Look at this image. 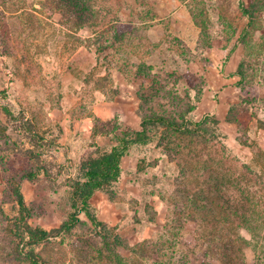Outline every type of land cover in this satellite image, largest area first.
I'll list each match as a JSON object with an SVG mask.
<instances>
[{
	"label": "rangeland",
	"instance_id": "obj_1",
	"mask_svg": "<svg viewBox=\"0 0 264 264\" xmlns=\"http://www.w3.org/2000/svg\"><path fill=\"white\" fill-rule=\"evenodd\" d=\"M171 19L195 22L199 52L220 71L148 69L168 53L187 62L182 43L150 35L159 23L141 25ZM151 115L188 131L151 126L91 200V222L73 198L80 165ZM263 157L264 0H0V264H29L26 223L51 232L72 215L73 230L36 247L45 264H221L208 235L222 223L203 220L212 213L247 240L246 264H264V230H239L237 188L223 179Z\"/></svg>",
	"mask_w": 264,
	"mask_h": 264
},
{
	"label": "trees",
	"instance_id": "obj_2",
	"mask_svg": "<svg viewBox=\"0 0 264 264\" xmlns=\"http://www.w3.org/2000/svg\"><path fill=\"white\" fill-rule=\"evenodd\" d=\"M240 6L242 12L249 18L250 25L254 20L252 11L243 3ZM2 94L7 98L6 92ZM3 109L5 114L11 120L20 123L22 130L37 140V143L40 144L45 141L34 130L33 124L26 117L25 113L20 112L15 115L9 103L5 104ZM151 126H159L177 133H183L188 131L189 124L186 122L179 123L160 115L144 117L140 129L133 130L131 133L125 132L111 151L105 152L96 158L88 159L80 165L79 176L73 186V198L77 205H79V210L85 213L91 222L96 223V218L91 212V200L96 193L112 187L120 180L122 173L121 165L124 157L131 147L144 145L148 142ZM51 144L55 143L52 141ZM263 158H261L262 161H264ZM40 172L41 170L38 171V173ZM35 176L36 174H28L25 179H33ZM233 177V174L229 172L226 173L223 179L229 183L235 182V188H237L238 201L235 206V215L238 219L239 230L245 229L251 233L264 230V167L253 169L249 165H244L241 168L239 176L236 179H233ZM18 203L22 214L27 210V207L21 193L18 195ZM224 210L228 211L229 209ZM210 216L212 219L205 218L203 220L211 221L214 224L222 223L221 230L216 229L208 235L210 239L209 244L211 246L214 245V248L217 247L216 253L220 256L219 260L221 264H246L240 256L244 255L248 242L240 234L236 235V232H233L235 225L231 218H229V215L224 213L222 216H219L212 213ZM78 222L77 215H72L60 229L51 232L33 229L26 223L24 225V234L27 238L25 246L28 250L23 252L26 261L29 264H45L36 253V247L48 241L53 233L70 232L77 226ZM224 230L226 233H224Z\"/></svg>",
	"mask_w": 264,
	"mask_h": 264
},
{
	"label": "crops",
	"instance_id": "obj_3",
	"mask_svg": "<svg viewBox=\"0 0 264 264\" xmlns=\"http://www.w3.org/2000/svg\"><path fill=\"white\" fill-rule=\"evenodd\" d=\"M178 13V12H177ZM173 14V18L176 17V14ZM160 24L158 28L156 26H151V34H155L158 39L164 38L165 36L171 37L172 41L178 43H182L183 47L187 52V62H185L180 56L173 55L168 53L167 55H163L162 62H155L152 63L151 59L153 57L148 58L149 62L151 63L148 65V69L151 71H159L158 68L160 67V71H220L219 68H213L211 64V52H206L203 49L201 53L199 52V35L200 31L197 30V26L193 20L187 21H180L176 19L165 20V21H151L143 24ZM135 24V23H134ZM169 25V26H168ZM161 30V31H160ZM160 31V32H159ZM168 47V46H167ZM200 56L199 58L203 61L202 65L197 66L195 62H190V58L196 59V56ZM160 61V59H158ZM171 61V62H170ZM160 63V64H159ZM205 64H208L207 66ZM153 65V67H152ZM202 66V67H201ZM229 71L233 70L232 66L228 67Z\"/></svg>",
	"mask_w": 264,
	"mask_h": 264
}]
</instances>
